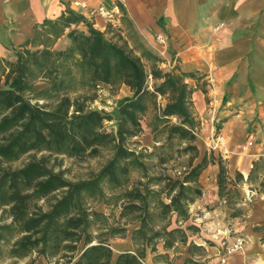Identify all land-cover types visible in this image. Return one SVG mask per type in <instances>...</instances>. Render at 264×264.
<instances>
[{"label":"trees","instance_id":"obj_1","mask_svg":"<svg viewBox=\"0 0 264 264\" xmlns=\"http://www.w3.org/2000/svg\"><path fill=\"white\" fill-rule=\"evenodd\" d=\"M114 2L125 15L121 1ZM115 27L110 23L102 32L69 9L38 24L13 59L0 56V256L145 264L151 252L153 264H207L205 246L191 239L201 232L190 209L204 195L203 172L217 167L218 195L231 219L243 216L240 186L254 184L253 191L264 193V158L246 181L240 172L230 176L223 155H201L193 99L198 87L190 83L198 82L197 72L164 71L163 60L142 43L109 39L123 28ZM64 36L69 46L56 49ZM40 81L46 86L36 91ZM100 84L132 93L120 100L115 116L91 108ZM105 122H116V130L106 131ZM146 129L153 150L131 148ZM103 149L111 151L109 159L85 179H69L57 164L59 158H96ZM100 201L120 209L118 221L90 204ZM121 222L136 225L134 249L116 256L110 242L127 234ZM180 246L184 253L171 255Z\"/></svg>","mask_w":264,"mask_h":264},{"label":"crops","instance_id":"obj_2","mask_svg":"<svg viewBox=\"0 0 264 264\" xmlns=\"http://www.w3.org/2000/svg\"><path fill=\"white\" fill-rule=\"evenodd\" d=\"M120 1L125 15L120 13L112 23L114 26L141 37L144 46L154 53L165 47L160 46L155 37H165V42L178 52L185 71L196 70L208 82L216 84L220 97L229 94L234 103L244 102L256 108L264 122V0ZM75 2L86 7H77ZM101 6L111 9L116 4L114 0H0V56L13 59L14 50L34 36L38 24L45 19H56L69 9L85 16L96 29L105 32L110 23L94 15ZM61 40L66 43L62 49H66L70 44L66 36L55 48ZM122 91L125 96L132 95L126 86ZM207 98L200 89L194 93L198 117L207 109ZM244 111L243 107L239 112L234 108L225 112L220 136L226 148L221 152L228 161L230 176L234 179L240 172L247 181L254 162L264 158V130L259 128L257 133L250 135L241 119ZM217 172V167L210 166L200 177L204 195L193 205L203 212L196 219L200 228L203 223L210 227L219 225L224 219L232 221L218 195ZM252 186L255 185L240 186L245 199L243 206L250 208L249 219L259 218L264 225V202H256L254 207L247 204L248 197L257 194ZM253 234L254 239L261 238L259 233ZM210 236L219 238L217 234ZM194 242L205 246L206 239L201 237ZM205 248L203 259L208 264H217L219 247ZM244 258V253L236 254L227 264H243Z\"/></svg>","mask_w":264,"mask_h":264},{"label":"rangeland","instance_id":"obj_3","mask_svg":"<svg viewBox=\"0 0 264 264\" xmlns=\"http://www.w3.org/2000/svg\"><path fill=\"white\" fill-rule=\"evenodd\" d=\"M120 26L115 28L119 29ZM134 36V37H131ZM109 39H112L115 42L123 44L124 41L129 43L130 47H134L137 43H142L141 37L136 35H132L122 28L121 32H110L107 34ZM120 37H123L122 39ZM156 41H158L160 46H165L161 48L156 54L163 60L161 64V68L164 71H170L175 66H179L182 68L181 59L177 55L178 52L175 51L169 42H161L159 40V36H156ZM143 44V43H142ZM144 45V44H143ZM66 47V43L64 40H61L57 46V49H62ZM155 49V47H153ZM183 69V68H182ZM184 70V69H183ZM185 71V70H184ZM197 72V79L198 82L192 80L190 83L193 86L198 87V89L206 88L209 92L207 98V109L203 114L199 115V120L201 122V128L198 132V145L200 148L201 155H204L206 152L215 151V153L223 155L226 159L225 155L221 151H225L226 148L223 146V142L220 141L219 144L217 143L218 139H221L220 132L217 134L216 128L218 125L222 127L223 120L225 119V112L228 110L237 109V111H242V108H245L243 116L241 119L245 122L246 127L250 135L257 133L259 128L264 130V122L262 121V116L260 112L257 111L256 108H250L249 106L245 105L244 102H233L230 98L229 94H226L224 97H220L217 91V85L213 82H208L205 76H202L198 71ZM3 82H0V89L3 88ZM46 86L45 82L40 81L35 85L36 91L44 88ZM124 88L121 87L120 89L112 90L109 86L105 84H100L99 90L97 91V98L91 104V108L93 110H98L108 115H116L117 106L120 100L125 96V92L122 91ZM194 99V96H193ZM195 103V100H194ZM262 105V104H261ZM196 106V105H195ZM104 129L108 132H113L116 130V122H105ZM139 143V144H133ZM154 141L151 136V132L149 129H146L143 135L140 137L135 138L132 142H130V147L141 150L142 148H147L149 151L153 150ZM218 144V145H217ZM217 145V146H216ZM111 155V151L109 149H103L102 154L99 157L91 158L87 157L84 159H70V158H59L57 164H61V169H63L66 173V176L71 180H78V179H85L90 176L91 172H97L109 159ZM26 159H23L21 162L15 164V166H21ZM54 162V160H53ZM237 174V173H236ZM234 176V179L236 177ZM202 184V183H201ZM203 186V185H202ZM242 187V186H241ZM256 186H254L255 188ZM204 188V186H203ZM240 190V187H239ZM241 194V192H240ZM264 193H257L255 196H249L247 200V204L254 207V203L256 202H264L263 200ZM241 203L238 207H241L243 210L242 218L231 219L232 221L229 223L227 219H224L223 222L219 225L215 226H207L206 224H201V232L197 235H191V239H195V241H199L202 237L206 239L205 246L208 248L211 247H219L220 253L216 256L218 258L217 264H223L222 260L225 258L226 263L228 260L236 254H245V260L243 264H264V225H261L259 218L254 220L253 218L249 219L248 214L250 208L247 206H243L245 199L241 196ZM247 199V198H246ZM91 206L97 210L98 212L104 213L107 216L115 215L114 218H111V222L118 221L120 209L117 208H108L107 205L103 202H90ZM226 205V204H225ZM229 214L231 210L226 206ZM211 208H208L210 210ZM246 209V210H244ZM247 211V212H245ZM191 215L193 217V222L198 224L196 219L199 216L203 215V212L191 206L190 209ZM0 210V216H1ZM119 224V223H118ZM120 225L127 228V234L125 236H119L111 240L110 244L114 250L115 255L117 256L119 253L126 251V250H133L134 246L131 241V233L135 229L136 225H124L123 222ZM236 225V226H235ZM262 227V229L257 228ZM219 228L226 232V234H220L219 238H212L210 235L217 234ZM254 233H259L261 238L256 240L253 238ZM223 237V238H222ZM238 237H242L245 240L244 246L241 250L237 251L233 255H229L228 248L231 247ZM217 239V240H216ZM217 241L218 244L215 243ZM214 243V245H210L209 243ZM83 246H80V252L82 251ZM160 250L162 251L161 247ZM184 253V248L182 246L178 247L176 250L171 252V255H181ZM218 253V252H217ZM153 254L148 252L147 258L145 260V264H153ZM34 261L33 264H50L46 261L45 258L38 256L37 254L32 255L29 258L23 260H14L9 259L7 257L0 256V264H30ZM208 264V262H207Z\"/></svg>","mask_w":264,"mask_h":264},{"label":"built area","instance_id":"obj_4","mask_svg":"<svg viewBox=\"0 0 264 264\" xmlns=\"http://www.w3.org/2000/svg\"><path fill=\"white\" fill-rule=\"evenodd\" d=\"M75 5L77 7H86L84 4L79 3V2H75ZM121 11L119 9V7L116 5L111 9L105 8L103 6L97 8L94 12V15L99 16L104 18L106 21H108L109 23H113L114 21L117 20L118 16L120 15ZM159 40L161 42H165V37L163 36H159ZM221 141V139H218L217 143L219 144V142ZM217 144V145H218ZM216 145V146H217ZM220 234H226V232L222 231L221 229H219L217 231V235L219 236ZM245 240L242 237H238L236 239V241L234 242V244L228 248V254L229 255H233L234 253H236L237 251L241 250L244 246ZM223 264L226 263V259L224 258L222 260Z\"/></svg>","mask_w":264,"mask_h":264}]
</instances>
